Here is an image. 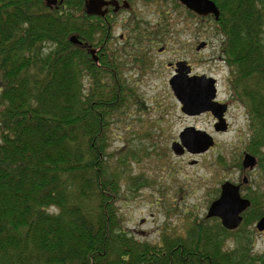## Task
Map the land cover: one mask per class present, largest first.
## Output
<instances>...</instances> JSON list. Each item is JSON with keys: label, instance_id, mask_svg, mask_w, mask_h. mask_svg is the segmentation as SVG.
Wrapping results in <instances>:
<instances>
[{"label": "trees", "instance_id": "16d2710c", "mask_svg": "<svg viewBox=\"0 0 264 264\" xmlns=\"http://www.w3.org/2000/svg\"><path fill=\"white\" fill-rule=\"evenodd\" d=\"M212 1L232 98L249 117L247 152L264 170V0ZM83 3L0 0V264H264L247 229L264 215L256 194L233 230L203 217L150 242L122 227L127 156L111 163L109 129L132 94L103 54L91 58Z\"/></svg>", "mask_w": 264, "mask_h": 264}, {"label": "rangeland", "instance_id": "374dc122", "mask_svg": "<svg viewBox=\"0 0 264 264\" xmlns=\"http://www.w3.org/2000/svg\"><path fill=\"white\" fill-rule=\"evenodd\" d=\"M154 3L136 5L142 21L153 24L158 20L155 13L148 10ZM170 14L175 18L178 16L177 12L171 11ZM126 15L129 16L123 13ZM207 18L206 22L211 21ZM188 19L192 41L214 38L202 53L203 57L211 56L216 60L219 38L214 26L203 24L204 28L200 30V18L190 14ZM152 58L155 60L153 66L133 72L124 67L118 74L122 90L124 93L129 90L132 97L120 114L111 117L108 151L114 165L117 158L123 154L127 156L125 162L118 165L121 181L116 206L122 227L136 239L158 242L162 233L183 232L193 221L205 217L210 202L218 197L224 181L240 184L242 197L256 194L264 203V170L255 155L256 166L251 170L242 168L251 130L246 107L234 98L227 114L230 127L222 134H210L214 139L212 147L199 154L185 151L176 155L171 144L178 141V134L184 127L194 126L208 134L212 127L207 117L193 119L180 112L179 103L166 84L170 70L160 64L171 56L154 54ZM197 58L191 52L190 61L196 63ZM215 63L219 66L215 75L219 79L220 96L225 98L232 94L231 73L224 62ZM133 96L136 100H131ZM255 223L247 229H254L251 234L253 250L261 253L264 252V232H258Z\"/></svg>", "mask_w": 264, "mask_h": 264}, {"label": "flooded vegetation", "instance_id": "af4514ba", "mask_svg": "<svg viewBox=\"0 0 264 264\" xmlns=\"http://www.w3.org/2000/svg\"><path fill=\"white\" fill-rule=\"evenodd\" d=\"M87 1L84 0L82 11L86 15L91 16L90 18L93 20L91 26L93 25L92 36L94 40L93 44H89L87 49L95 50L97 60L99 54L104 55L109 65H113L111 69L114 78L118 77L124 67H129L128 69L133 72L136 69L141 71V68H145V66H153L155 60L152 57L154 54L162 55L167 53L171 58L160 64L170 70L166 84L172 94L173 91L169 81L173 76L185 75L186 73L188 77H195L199 88H203L207 96L213 95L211 102L226 105L223 113H220L222 106L215 107V112L221 114V118H223L226 130H217L216 124H218L219 120L212 111L188 115L181 111V105L179 104L180 112L188 118L194 119L202 116L209 118L212 127L211 131H208L209 134H222L228 131L230 122L227 114L233 101L232 94L225 98L220 96L219 79L215 75V71L219 68L215 63L216 61L227 64L223 57L222 48L224 36L215 30V23L211 19V21L206 22L207 17L200 18L201 26L199 28L203 30V24L214 26L216 37L219 38V55L216 60L211 56L203 57L202 53L214 41L213 37L210 40L196 38L192 41L190 33L191 22L188 19L191 11L179 1L176 3L171 0H102L99 11L103 13L98 14L86 13L85 3ZM153 2H155L154 5L148 10L155 13L158 20L152 24L142 21L135 8L138 3H145L146 6H150ZM171 11L177 12L178 16L175 18L174 15L170 14ZM123 13L129 14V16H123ZM182 13H184V16L181 15ZM136 14L138 15L137 17H135ZM191 52L199 57L196 63L190 61ZM114 82L117 89L122 90L119 80ZM210 87L212 91L209 92Z\"/></svg>", "mask_w": 264, "mask_h": 264}, {"label": "water", "instance_id": "95a60500", "mask_svg": "<svg viewBox=\"0 0 264 264\" xmlns=\"http://www.w3.org/2000/svg\"><path fill=\"white\" fill-rule=\"evenodd\" d=\"M186 8L193 11L197 15L212 14L215 19L219 16V10L212 0H178ZM47 7L56 6L61 3V0H44ZM102 5V0H88L85 3V10L87 14L103 13L99 9ZM69 41L73 44H81L75 35L69 37ZM93 60L97 61L95 50H88ZM169 84L173 91V95L181 105V111L188 115H197L205 111H212L218 118L219 122L217 130H226V125L223 123L221 114L215 111L216 106H222L221 112L226 109V105L211 102L213 95H208L200 89L196 83L195 77H188L185 75L173 76ZM213 89V88H212ZM212 91L211 87L209 92ZM220 127V128H219ZM214 145L213 137L206 131L196 128L194 126L184 127L178 134V141L171 144V149L176 155H182L185 151L191 154H199L207 151ZM257 164L256 157L251 153L245 152L242 158V168L253 169ZM246 182V177H243ZM250 205V200L242 197L240 191V184H234L230 181H224L220 185V192L217 198L212 200L207 208L205 214L206 218L216 217L220 220L221 225L233 230L237 228L242 221V213ZM255 228L258 232L264 231V215L261 216L255 223Z\"/></svg>", "mask_w": 264, "mask_h": 264}]
</instances>
